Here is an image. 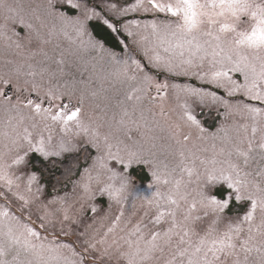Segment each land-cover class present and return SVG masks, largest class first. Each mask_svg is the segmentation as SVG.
<instances>
[{
	"label": "snow or ice",
	"instance_id": "obj_1",
	"mask_svg": "<svg viewBox=\"0 0 264 264\" xmlns=\"http://www.w3.org/2000/svg\"><path fill=\"white\" fill-rule=\"evenodd\" d=\"M0 264H264V0H0Z\"/></svg>",
	"mask_w": 264,
	"mask_h": 264
}]
</instances>
